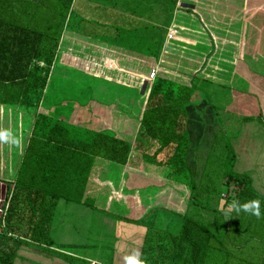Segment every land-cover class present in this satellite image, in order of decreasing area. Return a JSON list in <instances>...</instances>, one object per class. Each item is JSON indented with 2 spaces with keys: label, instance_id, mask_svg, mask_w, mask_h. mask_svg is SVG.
<instances>
[{
  "label": "trees",
  "instance_id": "1",
  "mask_svg": "<svg viewBox=\"0 0 264 264\" xmlns=\"http://www.w3.org/2000/svg\"><path fill=\"white\" fill-rule=\"evenodd\" d=\"M71 1L60 0L57 6L45 9L46 24L38 25L23 23L22 7H11L6 0H0V104L35 116L17 174L9 184L6 225L0 232V264H14L23 245L54 246L50 228L61 200L145 227L141 264H264V232L229 228L230 220L218 207L219 194L214 195L202 181L197 182L187 160L191 143L188 108L206 101L216 116L218 107L207 97L205 86L209 84L207 90L215 92L218 84L184 71L177 74L183 79L167 74L174 70L159 65L166 35L158 53H147L154 62L140 73L154 77L144 105H138L140 116L114 115L112 110L100 106L88 112L78 110L74 117L38 113L47 88L55 86L57 77H52V73L64 37L60 28L66 22L65 12ZM177 3L178 0H171L169 4L172 16ZM159 9L166 12L167 5L162 2ZM170 23L164 24L167 31ZM263 45L256 42L254 50L249 51L243 44L233 79L234 83L239 77L248 83L247 87L251 85L252 91L257 86L255 93L263 107L262 116L264 86L259 85L264 83ZM168 46L166 55L170 54V46L174 53L185 51L177 47L174 50L171 43ZM181 58L185 61L184 56L177 55V59ZM62 90L73 93L67 88ZM223 147L227 153L224 186L232 188L233 199L238 203L259 199L264 216V195L254 187L250 174L234 170L236 152L229 140ZM213 148L214 144L211 151ZM125 167L186 186V210L179 212L167 204H150L140 208L141 213L136 216L129 209H138L140 202L134 206L135 200L130 197L115 195ZM147 188L148 194H158L153 193L154 187ZM192 207L204 208L214 218L197 219L189 214ZM66 247L71 246L62 245ZM62 254L69 263L75 262L74 256Z\"/></svg>",
  "mask_w": 264,
  "mask_h": 264
},
{
  "label": "rangeland",
  "instance_id": "2",
  "mask_svg": "<svg viewBox=\"0 0 264 264\" xmlns=\"http://www.w3.org/2000/svg\"><path fill=\"white\" fill-rule=\"evenodd\" d=\"M161 1L167 5L166 12L164 10H160L159 8L156 10L155 8L157 5L161 6ZM204 1L209 4L208 8L210 9L212 3H208V0ZM247 1L249 8L254 7V9L252 12H248L247 16L244 17L245 19L243 18V25L233 26L230 29L231 37L228 36V39H230L232 42L231 44L237 46L238 49L241 50L244 44L250 51L254 50V43L261 41L264 44V0H245L243 4H246ZM223 2L229 3V0H223ZM169 4L171 6V0H74L73 5H69V9L65 12L66 18H64V20L66 22H63L60 30H63V35L69 37V39L76 31L75 33L79 36L78 39L84 41L89 38L93 41L91 42L93 44L88 43L91 40L86 41L87 43L77 42L80 44L78 48L75 47L69 49L70 51L67 50V55L62 57V63L58 61L55 68H53L54 71L52 73V77H61V75L65 74V76L71 77V71L75 68L77 69L79 77L82 75L81 72H84V75L89 73L91 76L94 77V75H96L99 79L103 80L102 82L98 81L96 89L99 86L100 87L97 91L104 90L108 84L114 81L127 83L133 82L131 81L133 78L131 77V74L125 71H110L109 69H106V67L101 66L100 62L102 57L104 58L103 63L110 59L105 58L107 55L113 54V50L109 47H119L118 51H124L125 53L126 50L128 51L126 53L130 54H136L138 53L137 51L144 52L145 54L148 52L158 53L160 44L167 31L164 24H169L172 18L173 10L171 11V9H169ZM210 10L211 11H207L206 14L208 17H213L214 12L212 9ZM158 14V18L154 19ZM185 15L186 13L184 10L176 9L174 12L175 18L179 21H181L180 18H183ZM181 27L182 26H179L178 29ZM225 40L226 39H222V41H219L223 42L222 46L224 43H228ZM64 42L66 43V45L64 43L65 47L68 45V47H70L73 43H70V41L67 40ZM180 50L185 49L180 48ZM221 51L222 50H218V52ZM178 52L176 55L184 56V59L188 56L186 53L187 51ZM189 58L194 59L195 57L189 56ZM224 58H228L229 61L233 60V57H227L226 55H223V59ZM211 59L214 60L213 57ZM235 59L236 58H234V62ZM229 61L227 65H231V62ZM142 62L143 63L141 64L139 63V66L145 71L149 69V66H151L154 62V59L147 58ZM183 62L184 60H182V58L180 60L175 59V63H172L175 67H170L174 71L167 74H170L173 78H181V76L177 74H179L178 71L183 72L182 70L184 67L181 68L180 66L185 65V70L193 68L192 70H189L190 72L186 73L196 74V76L201 79L212 80L218 83V85L215 86V92H213L214 90L212 92L207 90L209 84L205 86V91L209 94L207 97H209L218 107V114L216 113V116H213V111L206 101H203L199 105L189 106L188 108V129L191 143L187 160H189V163L194 168L195 178L197 182L202 181V184L211 188L214 195L216 194L217 196L219 194L220 200H218V207L222 212V215L225 216L228 221L230 220L229 228H255L259 230L258 233H263L264 216L261 215V217L257 219L256 217L243 212L237 215L236 212L229 208L230 203L235 201L233 199L235 193L232 191V188L230 189L224 186V182L222 181V175L225 167L224 159L227 155L223 145L227 140H229L236 152L234 170L238 172L250 174L249 171L246 170L247 146L253 144L255 148L262 147L264 151V115L262 116L261 110H263V107L259 104V96L255 93L257 86L255 85V88L252 91L251 85L250 87H247L246 85H248V83L243 82L239 79V77H237L236 82L230 85V81L228 80L231 79L233 75L232 72L225 70L220 73L221 71L216 70L214 66L209 67L208 70L205 69L202 72L198 70L196 71L195 68L198 67L193 66L188 68L189 62L184 65ZM161 63L162 62H160L159 65H161ZM194 63L195 65H198V61H195ZM213 63L214 62L212 61L210 64ZM61 64L67 65V67L61 66ZM163 64L166 63H162V65ZM191 65L194 64L192 63ZM253 67L256 69L257 64H254ZM164 74H166V72H164ZM140 75L144 77L143 74ZM142 77L134 76V79L136 78V81L138 82V80ZM128 78L130 81H128ZM181 79H183V77ZM137 82H133V84L131 83L130 85L137 87L140 86V83ZM69 83L67 85H70ZM256 84L259 85L258 83ZM261 85L264 86V83L261 82L259 86L261 87ZM73 86L75 87L72 89V94L68 92L65 93L63 90H58L60 87L53 86L52 89L48 87L38 108V113L49 114L57 118H63L67 115L74 117L77 115L76 113L78 110L80 111L82 109L84 112H88L95 106H100L101 108H105L106 111L107 109H110L112 112L115 111L116 114H123L119 112V105L115 104V106H110L108 104V102H110V98H106V96H111V93H109V87H107L106 92L101 91V93H97V95H95L99 99L98 103L102 105H93L92 103H86L88 102L87 100L91 98L90 94L84 92L86 85L83 86V84H75ZM77 86H80V88H76ZM110 87L114 89L113 85ZM56 92H58L59 95ZM61 95H65L67 100L76 95L80 104L59 105L56 101H58V97ZM125 107L131 108V106ZM121 109L123 110L122 106ZM134 110L135 112H141L139 107ZM14 114L16 117H19L20 114H22L25 117V121L29 123V127H31L32 131L35 121L34 115H29L25 112L17 110ZM80 114H82V112ZM214 137H216V139ZM212 144H214V148L211 151ZM128 168L129 167H126L124 169L122 179L117 188H115V195H125L130 197L136 202H134V206H137L139 204L138 202H140V205H138L139 210L136 207L135 209H129L134 210L136 216L141 213L140 208L144 209L146 206H150V204L153 206L158 204H167L171 209L179 212H184L186 210L189 196V189L186 186L169 183L163 179L153 177L141 171L136 172ZM134 174L136 175L134 176ZM148 186L154 187L152 190L153 193L157 192L158 194H156V196H154V194H148ZM9 195H11V191H9ZM61 202L62 209H59V212L61 213L62 211V214H68V212L72 213V219L75 220L74 223L76 222L74 224L76 228H72L73 233H71V235L72 241L77 243V247L74 251L76 252V256L80 258H72V260L75 261L72 264H76V262L80 264H113L116 260V258L113 257L116 245H120L121 251H123L124 248L128 246L127 244H130L131 247L127 250L129 256L138 253L141 240H127L128 243H126V239H124V237L129 235V230L127 229L130 228L128 225L129 223L119 221L116 218L73 202L69 203L67 211L65 208V201L62 200ZM224 204H226V206ZM113 208L114 207H112V211H116L115 208ZM188 211L191 216L200 220H212V218H214L213 215L209 214L204 208L199 209L192 207ZM116 229L118 232L120 231V235H118L119 237L117 236ZM56 235L59 234L56 233ZM252 242L254 245H257L256 241ZM54 245L57 246L54 249H47L49 247L44 248L35 245L31 246L29 249L22 248V250L25 251L22 253L21 250H19L18 253L23 254L24 257L19 256L17 259L23 262H21V264H24V261L26 260L31 264H49L50 259L48 258L54 256L51 253L55 250L64 253H69V251H71L67 248H62V245L64 244H61L56 240ZM259 245L262 246L261 244ZM249 251L254 253V250L252 249ZM85 255H90L91 259L92 257L94 258L92 260L86 259V261V257H83ZM59 258L68 259V257L62 253L59 255ZM38 261H40V263H38ZM60 264L65 263L62 262ZM117 264H120V262L117 261Z\"/></svg>",
  "mask_w": 264,
  "mask_h": 264
},
{
  "label": "crops",
  "instance_id": "3",
  "mask_svg": "<svg viewBox=\"0 0 264 264\" xmlns=\"http://www.w3.org/2000/svg\"><path fill=\"white\" fill-rule=\"evenodd\" d=\"M6 1H7L8 6L10 5L12 7L14 5V7L15 6L22 7V10H23L22 22L23 23L25 24L36 23L38 25L46 24L47 18L45 16V9L47 10L49 8L55 7L58 4H60V0H6ZM244 1L245 0H229V3L228 2L224 3L223 0H208V3L210 2L212 3V6H210V9H212V11L214 12L213 17H208L206 12L211 11V10L208 8L209 4H207L204 0H178L176 9L184 10L187 17L185 15L182 18L181 20L182 22H181L177 20L173 14L170 27H168V31L166 33L160 62L166 63V64H163L165 66L175 67L172 63H175V59H177L176 58L177 55L176 53L172 52L173 46H170L169 48L170 54L166 55L167 47H169L168 45L171 43V45H174V50L176 49V47L178 49H180L181 47L182 49L183 48L185 49L184 52L187 51L186 53L188 54V56L183 62V65L189 62L188 68L196 66L198 68H195V70L196 71L198 70L201 72L205 69L208 70V68L212 66H214L216 70L221 71L220 73L227 70L228 72L233 73L231 79L228 80L230 81V85L233 84V79L236 76V71H237L236 69L238 67V59L241 54V51L240 49H238L237 46H234L231 44L232 42L230 39H228V36H230V31H231L230 29L233 26L243 25L244 24L243 18L247 16L248 12L250 13L254 9V7L249 8V4H247L248 1L246 2V4H243ZM71 2L73 5L74 0H72ZM224 5H226L227 7ZM155 8H159V5L155 6ZM154 19H157V17ZM180 23L182 27L178 29L179 27L178 25H180ZM75 32L70 36V39L67 36L63 37V41L61 42L60 48L58 50L56 62L59 61L62 63V59H63L62 57H64V55H67L66 54L67 50L75 48V47L78 48L80 44H78L77 42L87 43L86 41L91 40L87 38L88 40L82 41L78 39L79 36ZM222 39H226L225 41H227L228 43L227 44L224 43V45L222 46L223 42H219V41H222ZM65 40L70 41V43L73 42L71 44L73 47L72 46L68 47L69 45L65 47L64 46ZM91 42L93 41L91 40L88 43H91ZM109 48L113 50V54L107 55L105 58H110V59L108 60L105 59L106 61L104 63H103L104 58L102 57L100 65L106 67V69H109L110 71H125L131 74V77H133L131 81L133 82H137L136 81L137 79L136 78L134 79V76L142 77L140 73L144 71V69L139 66V63L140 64L143 63L142 61L146 60L147 58L152 59V56H150L149 54H145L144 52H141V51H137L138 53L136 54H130V53H126L128 52L126 50H125V53L124 51H118L119 47L118 48L109 47ZM218 50H222V51L218 52ZM150 54H152V52H150ZM223 55H226L227 57H233V60L229 61L228 58L223 59ZM189 56L190 57L192 56L195 58L192 59V58H189ZM212 57L214 60L211 59ZM234 58H236L235 62H234ZM195 61H198V65L197 64L195 65L194 63ZM212 61L214 63L210 64ZM228 61L231 62V65H227ZM192 63L194 65H191ZM61 66L67 67V65H64V64H61ZM180 67L181 68L184 67L182 71H185V72H190L189 70L193 69V68H189L188 70H185L186 69L185 65L180 66ZM63 72L66 73L65 71ZM71 72H72V75H70L71 77L65 76L66 74L61 75V77H57V79H55L54 87H60L58 90L62 91L63 88L72 90L75 87L73 86L75 84L76 85L83 84V86L86 85L84 89H86L87 91L86 93L90 94L91 96V98L87 100L88 102L86 103L88 104L92 103L93 105L99 104L98 103L99 99L95 95H97V93H101V91L106 92L107 87H109L110 89L109 93H111L110 94L111 96L110 97L106 96V98H110L109 100L110 102H108V104L110 106H113V105L115 106V104L119 105L120 107L119 112L123 114L118 113L117 115L123 116V117H125L128 114H131L134 116L141 115L142 112L140 113L135 112L134 107L138 106L139 104L144 105L145 98L147 97L152 81L154 80L153 76L142 77L141 79H139L140 81L138 80L137 82V83H140V86L138 87L134 85L131 86L130 84L131 83L133 84V82L127 83V82H122V81H114L108 84V86L105 87L104 90L97 91V89H99L100 87L99 86L96 89L98 81L102 82V79H99L98 76L94 75L93 77L89 73L88 74L86 73L84 75V72H81L82 75L85 77H83L81 74H80L81 76L79 77V75L77 74V69L75 68ZM201 72H200V75H201ZM128 81H130L129 78H128ZM68 83L70 85H67ZM112 85L114 86V89L110 87ZM76 88H80V86H77ZM56 93L59 95L58 92ZM73 99H78V97L74 95L69 100H67L65 95H61L58 97V101H56V103L59 105H63V104H70V105L76 104L77 105L80 103L78 100H73ZM99 105H102V104H99ZM121 106L123 107V110L121 109ZM125 106H131V108L125 107ZM94 108H96V106ZM16 110L19 111L18 109H12V108H9L7 106L0 104V130H5V129L8 130L11 136L17 137L21 141V144L18 148L11 146V145L0 143V196H6L9 194V188H10L9 184L12 183L15 179V176L17 174L19 164L22 158V154L25 150L26 144L31 134V127H29V123L25 121V117L22 114H20L19 117H16V115L14 114ZM114 112L115 111H113L112 113ZM250 143H253V142H250ZM246 152H247L246 170L249 171V173L253 177L254 187L262 195H264V151L262 147L255 148L253 144H250V146L246 147ZM188 156H189V151H188L187 157ZM128 169L136 171V172H140L139 170L133 169L131 167H129ZM239 173H245V172H239ZM135 175L136 174H134V176ZM61 201H59L58 203L55 219L52 222V226L50 228V234L54 242L56 240L61 244L71 246V247H66V248L68 250H71L72 252L69 251V253L68 252L64 253V252L55 250L56 252L54 251L51 253L54 256L48 258L50 259L49 264L51 263L60 264L62 262L65 264H71L66 259H60L59 258V255H61L60 253H64L70 256H74L76 258H80L76 256V252L74 251V249L77 247V243L72 241V235H71V233H73L72 228H76L74 226L76 222L74 223L75 220L72 219L73 217L72 213L68 212V214L64 213L66 214L64 215L62 214V211L61 213L59 212V209H62ZM64 203H66L65 208L67 210V207H69L68 206L69 203H72V202H64ZM128 225L130 226V228H127L129 230L128 232L129 235L126 236L127 238L124 237V239H126L125 242L128 243L127 240L133 241V240L140 239L141 243H140V248L138 251V254L140 255V249H141V245H142L144 234H145V227L133 225V224H128ZM116 232H117V236L120 235L119 234L120 231L118 232V230L116 229ZM56 233L59 235H56ZM127 245L128 246L125 247L124 250L122 249L123 251H121L120 245H116L115 253L113 254V257H115L116 260H115V263L112 262L113 264H117V261L120 262V264L121 263L125 264L124 257L129 256L127 250H129V247H131L130 244H127ZM31 246L33 245L31 244L23 245L22 248L29 249L31 248ZM35 246H41L44 248L49 247L47 249H54L55 247H57L55 245L54 246L35 245ZM22 248L20 250L23 253V251L25 250H22ZM19 256L24 257L23 254H19ZM83 257H86L85 260L86 259L92 260L94 258L92 257L91 259L90 255H85ZM21 262L22 261L16 259L14 264H21ZM25 263L31 264L27 262V260L24 261V264ZM38 263H40V261H38Z\"/></svg>",
  "mask_w": 264,
  "mask_h": 264
},
{
  "label": "clouds",
  "instance_id": "4",
  "mask_svg": "<svg viewBox=\"0 0 264 264\" xmlns=\"http://www.w3.org/2000/svg\"><path fill=\"white\" fill-rule=\"evenodd\" d=\"M0 143L11 145L14 147H19L21 141L17 137L11 136L8 130H0ZM229 208L232 209L237 215L241 212L246 213L248 215L254 216L259 219L262 215L261 213V202L259 199H252L245 201L243 203H238L236 201H232L229 205ZM139 254L135 253L131 256L124 257L125 264H141L139 258Z\"/></svg>",
  "mask_w": 264,
  "mask_h": 264
},
{
  "label": "built area",
  "instance_id": "5",
  "mask_svg": "<svg viewBox=\"0 0 264 264\" xmlns=\"http://www.w3.org/2000/svg\"><path fill=\"white\" fill-rule=\"evenodd\" d=\"M42 64V63H41ZM11 195H6V196H0V232H2L5 228V216L7 213V209L9 206V200H10ZM10 234V233H9Z\"/></svg>",
  "mask_w": 264,
  "mask_h": 264
}]
</instances>
